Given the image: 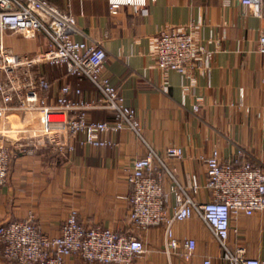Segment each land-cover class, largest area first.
<instances>
[{
  "label": "crops",
  "instance_id": "0c3cea01",
  "mask_svg": "<svg viewBox=\"0 0 264 264\" xmlns=\"http://www.w3.org/2000/svg\"><path fill=\"white\" fill-rule=\"evenodd\" d=\"M74 16L73 38L103 47L106 58L102 74L119 90L126 105L134 108L142 127V139L127 130L108 135L112 147L77 144L74 151L59 153L43 138L30 134L11 136L7 179L0 187V224L31 215L47 236L60 234L70 209L87 228L100 226L118 234L133 232L146 252L132 264H226L220 246L198 217L175 221L172 229L183 250V241L193 239L192 257L163 252V226L138 231L130 226L128 176L132 162L144 157L147 146L159 154L169 147L182 151L180 158H165L178 186L197 200L207 201L205 156L216 149L223 161L242 149L264 173V54L257 50L264 32V17L258 18L238 0H147L143 11L122 7L116 14L107 0H45ZM176 27L190 32L196 44L211 53L205 70L186 74L163 72L155 60L158 34ZM5 46L18 55H32L46 46L39 33L26 38L5 32ZM50 88L41 92L47 104L62 84L81 90L77 99L92 100L98 94L92 84L66 73L64 67L36 68ZM73 98H75L72 95ZM201 98L198 111H193ZM90 119L110 120L104 109L88 112ZM29 115L16 110L6 114L11 128H25ZM172 180L163 178L168 193L166 213L174 210ZM196 184V190L191 186ZM227 245L242 246L246 255L264 259V209L229 220ZM79 264L78 258H67ZM0 264L7 262L0 258Z\"/></svg>",
  "mask_w": 264,
  "mask_h": 264
},
{
  "label": "built area",
  "instance_id": "2783aa9c",
  "mask_svg": "<svg viewBox=\"0 0 264 264\" xmlns=\"http://www.w3.org/2000/svg\"><path fill=\"white\" fill-rule=\"evenodd\" d=\"M238 1L248 6L256 17H264V0ZM146 5L147 0H107L108 10L113 15L122 7L143 11ZM77 31L73 15L45 0H0V187L7 179L12 135L27 133L43 138L59 153L72 152L77 144L112 147L115 143L108 135L122 130L142 139L136 110L125 104L118 88L102 74L106 58L103 47L75 40L73 35ZM5 32L19 33L26 38L41 33L47 43L44 49L32 55H18L5 46ZM257 50L264 54V32L259 34ZM210 55L205 47L195 43L190 32L170 27L158 34L155 60L163 72L173 70L186 74L196 67L205 70L207 62L201 63L200 58L206 61ZM43 65L64 67L67 74L88 80L97 98L77 99L81 90L62 84L54 103L47 104L40 93L47 91L50 84L36 71ZM200 103L201 98H197L193 111H198ZM94 109L107 110L112 118L92 120L88 112ZM10 110L28 114V125L19 129L7 126L6 114ZM181 155L177 147H169L159 154L147 146L146 155L133 160L128 176L130 226L138 231L163 226V252L189 260L195 241L185 239L181 251L172 224L195 216L204 222L219 244L226 264H264V259L247 256L244 247L230 249L227 245L231 217L264 209L262 168L250 161L242 149H237L226 161L216 149L211 150L204 158L205 186L211 196L201 202L176 184L172 170L165 163V158ZM165 176L173 181L171 191L175 206L171 216L166 213ZM196 188L193 183L191 189ZM145 252V245L133 232L118 234L100 226L83 227L75 209H70L56 236L43 234L31 215L0 224V258L7 264H68L67 258H78L79 264H132ZM202 264H212L211 259L203 258Z\"/></svg>",
  "mask_w": 264,
  "mask_h": 264
}]
</instances>
